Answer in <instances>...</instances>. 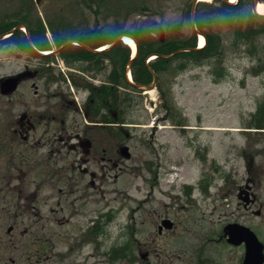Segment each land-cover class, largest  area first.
Returning <instances> with one entry per match:
<instances>
[{
    "label": "flooded vegetation",
    "instance_id": "obj_1",
    "mask_svg": "<svg viewBox=\"0 0 264 264\" xmlns=\"http://www.w3.org/2000/svg\"><path fill=\"white\" fill-rule=\"evenodd\" d=\"M20 1V9L0 11V46L22 63L0 78V264H264V124L246 128L256 136L237 149L242 170L198 154L197 181L166 192L160 165L147 162L148 196L118 219L123 207L107 210L103 184L132 157L122 138L121 61L112 49L72 45L65 57L64 47L44 55L4 39L13 29L19 36L24 22L12 20L34 0ZM6 77L17 79L16 89ZM75 88L88 91L82 102ZM157 188L172 202L142 207ZM136 212L146 217L141 224Z\"/></svg>",
    "mask_w": 264,
    "mask_h": 264
},
{
    "label": "rangeland",
    "instance_id": "obj_2",
    "mask_svg": "<svg viewBox=\"0 0 264 264\" xmlns=\"http://www.w3.org/2000/svg\"><path fill=\"white\" fill-rule=\"evenodd\" d=\"M213 1L204 2L211 4ZM192 2L36 0L27 14L42 18L48 24L49 20L64 19L74 28L83 25L86 29H94L119 21L126 29L136 30L140 25L147 27L165 12L172 14L180 10L186 13ZM21 4L20 0H0V11L12 12L20 9ZM203 9H209V6ZM246 9L244 16L248 21L253 13V1ZM253 21L260 31L249 39L238 37L235 27L228 22H213L214 28L222 34L221 51L206 60H174L171 68L160 74L157 80L165 94L158 86L148 89V93L147 90L123 89L130 94L132 101L127 109L123 107L127 126H122L126 137L124 143L130 146L132 157H123V168L110 170L103 184L107 210L123 207L118 219L124 221L127 214L132 213L133 208L137 209L148 196L151 177L146 169L147 162L152 161L154 169L160 165L161 185L166 192H172L171 189L183 180L186 184L197 181L201 170L198 154L207 160L214 158L223 163L230 160L239 170L243 169L244 162L236 157L237 149L246 145L250 137L256 136L246 128L248 124H254V119L260 116L259 109L264 106V20L255 18ZM183 31L190 34L191 27L186 24ZM166 32L153 31L157 38ZM131 51L133 53L132 48ZM182 64L185 66L181 67ZM21 66L16 56H11L0 46V77L17 71ZM131 76L133 79L132 73ZM75 90L80 100L87 95L84 89ZM80 113L83 114L81 109ZM169 172H173L176 178L172 186L165 184ZM116 173L120 175L117 178ZM155 195L153 202H143L142 207L149 209L152 203L157 207L172 202L158 188ZM141 214L135 213L139 224L146 219ZM21 229L17 227L14 239L20 235ZM1 233L7 235L6 226ZM114 234L112 238L108 237V247L115 245ZM14 256L19 260L17 253Z\"/></svg>",
    "mask_w": 264,
    "mask_h": 264
},
{
    "label": "trees",
    "instance_id": "obj_3",
    "mask_svg": "<svg viewBox=\"0 0 264 264\" xmlns=\"http://www.w3.org/2000/svg\"><path fill=\"white\" fill-rule=\"evenodd\" d=\"M251 4L252 0H240L237 4H230L224 0H214L211 4L199 2L197 4L196 11L203 9L204 6H209V9H224L225 15L219 20H223L228 22L229 25H233L236 29L237 36L241 37V39H249L257 35L260 31V28H258L257 24L253 21L258 17L251 13L250 20L246 21L245 16L241 19H234V16L236 12L246 9V7ZM191 9L192 6L188 8L186 13L191 12ZM12 26L13 23H11L10 28ZM197 27L198 31L204 33L208 40L206 46L202 49H196L198 31L195 30L194 27H191L190 34H185L183 29H180L167 31L163 37L157 38L153 32L146 34L145 29L147 27L144 25H140L136 30H130L126 29L119 21H115L113 24L105 23L104 25L97 26L94 29H86L83 25L74 28L72 24L67 22H61L57 24L56 27L52 25L55 33V42L57 44H62L67 39L73 37L81 40L87 45L97 47L102 44L113 42L121 34L132 35L137 40L140 49L139 55L134 61V65L136 66L134 76L136 81L144 83H149L153 80V74L145 62L147 57L151 54L168 55L179 49H189L187 51L177 53L172 58L159 56L155 61L151 62L150 66L158 75L167 72V70L171 68L172 62L176 59H181L186 62L197 59L206 60L219 54L223 46V38L220 31L214 28L213 22L203 26L197 25ZM208 27L209 30L206 29ZM31 30L34 42L39 45L43 44L46 32L43 21L41 19H37V21L33 23ZM13 38H15V36ZM18 41L27 43V37L23 35V38ZM81 50L88 52L83 47H81ZM112 50L114 53H121L120 55L115 54L114 58L121 61L123 71H125L126 64L130 59V49L122 41H119L116 47ZM180 66L183 67L185 64ZM123 82L125 83L124 80ZM160 87L161 93L165 94L162 86Z\"/></svg>",
    "mask_w": 264,
    "mask_h": 264
},
{
    "label": "clouds",
    "instance_id": "obj_4",
    "mask_svg": "<svg viewBox=\"0 0 264 264\" xmlns=\"http://www.w3.org/2000/svg\"><path fill=\"white\" fill-rule=\"evenodd\" d=\"M246 9L236 12L234 19H241L246 15ZM225 15L224 9H199L195 14L175 10L172 14L165 12L154 18L153 22L145 29L146 34L153 31L164 32L184 29L187 24L190 27L206 25L218 21Z\"/></svg>",
    "mask_w": 264,
    "mask_h": 264
},
{
    "label": "bare ground",
    "instance_id": "obj_5",
    "mask_svg": "<svg viewBox=\"0 0 264 264\" xmlns=\"http://www.w3.org/2000/svg\"><path fill=\"white\" fill-rule=\"evenodd\" d=\"M205 1H211V0H205ZM231 2H236L237 0H230ZM258 9V12L260 13V14H264V2H260L259 4H258V7H257ZM124 40H125V42L129 45V46H131L132 47V49H133V51L135 52L136 50H137V43H136V41L133 39V38H131V37H129V36H126L125 38H124ZM204 43H205V38H204V36L203 35H200V47H202V46H204Z\"/></svg>",
    "mask_w": 264,
    "mask_h": 264
},
{
    "label": "water",
    "instance_id": "obj_6",
    "mask_svg": "<svg viewBox=\"0 0 264 264\" xmlns=\"http://www.w3.org/2000/svg\"><path fill=\"white\" fill-rule=\"evenodd\" d=\"M257 4H258V0L255 1L254 12L257 13V14H259V12H258V10H257ZM195 5H196V3H195L194 6H193V14H195ZM259 15H260V14H259ZM261 16H262V15H261ZM87 47H88V46H87ZM14 81H15L14 79H8V80L6 81V83H9V82L12 83V84H10V85H11V87L14 88V86H13V85H14ZM137 86H138V87H145L144 85H141V84H137ZM126 148H127V147H126ZM126 148H125V149H126Z\"/></svg>",
    "mask_w": 264,
    "mask_h": 264
}]
</instances>
